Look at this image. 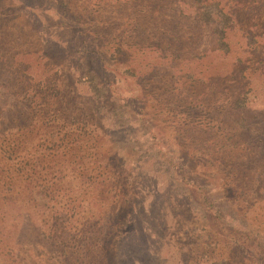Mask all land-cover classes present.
<instances>
[{
    "label": "rangeland",
    "instance_id": "rangeland-1",
    "mask_svg": "<svg viewBox=\"0 0 264 264\" xmlns=\"http://www.w3.org/2000/svg\"><path fill=\"white\" fill-rule=\"evenodd\" d=\"M0 264H264V0H0Z\"/></svg>",
    "mask_w": 264,
    "mask_h": 264
},
{
    "label": "trees",
    "instance_id": "trees-1",
    "mask_svg": "<svg viewBox=\"0 0 264 264\" xmlns=\"http://www.w3.org/2000/svg\"><path fill=\"white\" fill-rule=\"evenodd\" d=\"M213 7H215V10L219 15V19L216 20L214 30L218 34L219 43L224 44V41H223L224 28L229 21V16H228V14L224 13L222 11V9L216 8L217 4L214 3L213 5H209V6L205 7V9L203 11V18H205V19L212 18V16H210L211 15L210 10L213 9ZM81 78H84L88 82V85H89L91 91L93 92V94L96 95V94L101 93L102 90L104 91V89L97 82L96 74L85 73V74L81 75Z\"/></svg>",
    "mask_w": 264,
    "mask_h": 264
}]
</instances>
